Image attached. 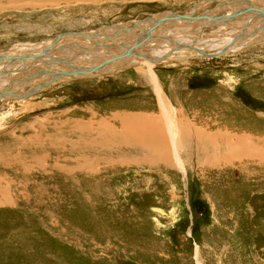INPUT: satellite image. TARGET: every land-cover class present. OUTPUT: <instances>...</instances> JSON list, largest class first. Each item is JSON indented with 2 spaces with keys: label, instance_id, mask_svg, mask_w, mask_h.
Listing matches in <instances>:
<instances>
[{
  "label": "rangeland",
  "instance_id": "1",
  "mask_svg": "<svg viewBox=\"0 0 264 264\" xmlns=\"http://www.w3.org/2000/svg\"><path fill=\"white\" fill-rule=\"evenodd\" d=\"M244 5L264 9V0H0V52L49 44L65 31L114 33L120 26L108 25L131 26L154 14L220 16ZM261 24L254 14L220 25L172 20L157 33L204 47L212 35L210 50L248 26L258 31L242 41L246 46L217 57L175 48L162 62L124 58L103 73L57 80L30 98H0V264H264ZM161 41L146 51L172 45ZM62 43L68 47L52 55L68 60L94 41L70 35ZM50 61L4 75L0 89L23 93L51 76L31 72L64 68ZM144 64L161 77L162 99L147 68H139ZM160 105L163 117L171 110L200 130L229 129L255 148L218 161L215 147L196 153L185 138L178 164L173 154L168 162L152 160L130 148L127 137L118 139L127 144L113 143L126 133L120 127L128 117L155 114Z\"/></svg>",
  "mask_w": 264,
  "mask_h": 264
},
{
  "label": "water",
  "instance_id": "2",
  "mask_svg": "<svg viewBox=\"0 0 264 264\" xmlns=\"http://www.w3.org/2000/svg\"><path fill=\"white\" fill-rule=\"evenodd\" d=\"M217 1V0H214ZM197 9V8H196ZM196 12V10H195ZM243 14H254L260 17L264 18V9L263 8H258L255 6H249V5H244L239 8H237L234 12L225 14V15H208V14H203V15H195V13L190 14V13H178V12H168L165 14L163 17H155L154 15L152 16H147L145 18H142L138 21H135V23L131 26H126V25H108L109 28H114L117 26H120V28L115 31L112 34H109L107 32L102 31V28L99 30H94V31H89V32H82V31H65L59 34L56 38H54L48 45L42 47L41 49L34 50L32 52H23V53H13V54H5L0 52V63L2 65L0 69V78H2L4 75H7L8 73H15V72H21V71H27L28 68L25 65H29L33 62H45L49 58L51 59L52 62L54 63H62L64 65V68L62 70H57V71H51L50 69H43L42 71H36V72H31L33 74V77H37L39 75H51L48 80L46 81H39L38 83H35L32 85L26 92H18L15 91L11 86L5 88V89H0V98L3 97H16V98H21V99H26L32 97L35 93L39 92L40 90L50 86L52 83L56 82L59 79L62 78H69V77H74L75 75H87V74H95L99 73L100 70L104 69L107 65L110 63H114L120 59L129 57V56H139L145 59H152L155 60L152 55H149L147 53L141 52V50L144 48L147 42L150 40L156 39V38H162L167 40L169 43H172L173 49L179 48V49H186L193 51V55H200L202 57H208V58H213L217 57L220 55H224L227 52H229L232 49L244 47L249 43H240L237 47L234 44L235 41H243L245 38L241 37L243 36V31L240 32V34L232 39L227 45L222 47L220 50H209L206 49L204 46H200L196 44L194 41H186L183 39L175 40L176 37L169 36V35H161L157 33V30L165 23H168L172 20H182L188 23H203V22H215L217 24H223V23H230L236 20L240 15ZM150 19L152 22L148 25H145V21ZM261 29H264V24H261L259 26ZM138 30H140L139 33H136ZM258 30H253L250 34L253 32L255 33ZM124 34L133 36L135 35L134 43L129 47L125 46L126 40L120 41L121 43H113L115 46H122L126 48L123 51H111V54L102 59L98 63H94L92 65L85 64L87 62H84L86 60L85 58L88 59V57L82 58L79 62L76 64L72 63L71 61L74 60V58H79V53L77 56H74L72 58L63 59V58H58L54 57L52 55L53 51H56L61 48L68 47L67 44L62 43L63 38L73 35V36H78L80 38H84L90 41H94L93 45H86L82 46L81 49H95L96 47H103L109 49L113 44H107L103 43L101 41H98V36H104L107 39H115L122 37ZM201 38L202 36H198L197 38ZM204 38V37H203ZM238 39V40H237ZM258 40V39H257ZM97 41V43H96ZM133 42V40H132ZM196 44V45H195ZM124 45V46H123ZM172 54V51H167L157 59H159V62H162L163 60H166L170 58ZM17 64L16 67L13 69H9L10 66ZM76 77V76H75ZM16 81H21V80H14Z\"/></svg>",
  "mask_w": 264,
  "mask_h": 264
},
{
  "label": "bare ground",
  "instance_id": "3",
  "mask_svg": "<svg viewBox=\"0 0 264 264\" xmlns=\"http://www.w3.org/2000/svg\"><path fill=\"white\" fill-rule=\"evenodd\" d=\"M164 15L165 14H162V17ZM157 17H160V15H158ZM180 21H182V20H180ZM255 22L257 23L256 20H255ZM150 23H151V20H150ZM150 23H148V24H150ZM148 24L146 23L145 25H148ZM165 24L167 25L168 23H165ZM242 26H244V25H242ZM249 27L252 28V29H249ZM254 28H255V25H251V26L246 27L245 31L243 30V36L241 37V39L242 38L246 39L248 37V35H251L250 33L254 30ZM118 29L119 28H114V31H117ZM110 30H112V28L111 29L109 28V31ZM109 34H112V33L109 32ZM237 34L238 33L230 34L226 38H218V37H216V38H218L219 40H222V41L221 42L219 41L217 44L215 43L214 45L217 47L218 50H220L222 47H224L230 41H232V39L234 37L238 36L240 34V32H239L238 35ZM211 38H212V35H211ZM68 39L70 40V38H68ZM206 39H207V43L208 44H206L205 48H210L211 47V45L209 43L210 39H208V38H206ZM115 40H117L119 43H121L118 38H115ZM161 40H163V41H161ZM164 40L165 39H162V38H156V39L150 40L149 42L146 43L145 48L142 49L141 52L147 53L149 55H152L154 57L155 61L159 62L158 61L159 59H157V58L160 57L161 55H163L162 53H166V51H172V53H173L174 52V49H173L174 47L172 48L171 47L172 45H170V46L168 45L166 47V49H164V50H160L161 47L160 48L158 47L159 51L158 50L155 51V49H154V51H152V53H154V54H152L151 52H147L146 48H147V46L150 43H153L155 41H161L164 44H167L166 42H164ZM98 41H100V39H98ZM117 41H115L114 43H117ZM165 41H167V40H165ZM191 41H194L196 44L199 45V47L200 46H204V44L202 45V42H196V40H191ZM101 42H105V41L102 40ZM96 43H97V41H96ZM105 43L109 44L108 42H105ZM133 43H134V41L133 42L132 41L127 42L125 44V46H129L130 47ZM240 43H242V41H235L234 44L237 47ZM46 45H48V44H45V45H42V46L40 44V45L35 46V47L34 46H28V47H23L22 46L23 48H20V50L16 51V53H20L22 51H24V52H32L34 50L41 49L42 47H44ZM81 45L83 46V44H81ZM160 45H161V43H160ZM125 49L126 48H124L122 46H115L114 44L109 49L103 48V47H96L95 49L94 48L93 49L88 48V50H86V49H82L81 50L80 49V51H79V59L80 58H84V57H88V59L85 58L86 61H84V62H87V60H88L89 62H87V64H94V63H98L102 59L108 57V55L111 54V51H123ZM94 50H95V52H94ZM148 50H150V49L148 48ZM176 50L179 51V52L187 51V52H189V55L191 57L194 54L193 51L186 50V49L177 48ZM14 51L12 50V52H14ZM160 52H162V53H160ZM2 53H4V52H2ZM56 53L57 52H55V54ZM97 53H98V55H97ZM102 53H106V54L101 56ZM126 58H130L132 61H136V59L137 60L143 59L142 57H139V56H129V57H126ZM174 58H178V57L175 56ZM123 59H120V60H123ZM49 60L50 59L48 58L45 62H47ZM90 60L92 62H90ZM117 62L118 61H116V63ZM36 63H39V62H33L31 65L36 64ZM112 65L113 64L110 63V65H108L104 69L100 70V73L105 72V70L110 68L109 66H112ZM1 67H2V65L0 63V69H1ZM145 67L147 68V71H145L146 73H144L145 77H147V79L149 81L151 80L150 81L151 83L153 82L152 84L154 85V91H155V94H156L157 98L158 99H162V91L164 90V85H162L161 77L155 71L154 66L144 64V65H141L139 68L140 69H142V68L145 69ZM75 76H77V75H75ZM78 76H84V75H78ZM32 78H33V76H32ZM15 80H17V79H15ZM12 83H15L14 80L12 81ZM168 96H169V94H168ZM163 114H165L164 117L162 116V105H160L159 111H156L155 114H150V113L149 114H145V113H143V114H140V115H135V116L128 117L126 119V121H124V124L120 127V130L121 131L125 130L126 133L124 135L121 134L119 136H114L116 140H114L113 143L114 144H127V143H124L121 140H118L120 136L121 137H127L129 139L128 142L131 145L130 148H135V147L140 148L142 153H143V155H149L152 158V160H155V159L161 160L162 159L163 161H167L168 162V161L171 160L172 154H173V160L176 163H178V164H181L182 163L181 161L183 160L181 153H182V147L187 145V142L184 144V139L185 138L191 139L192 141H194L195 146H196V153H197V150H203V151L207 152L211 147H215L212 155H215V157H217L218 161L221 158L224 157V156L218 157L221 154H224L226 156H230V155H233V153L240 152V149H242V148H252V149L255 148L253 146L254 144L251 141H248L250 139H246V138L241 139L240 138L241 136H239V137L236 136L235 137L234 135L230 134L231 130H229V129L220 128L217 132L211 133V132H208L207 129H205V131L204 130H200L199 128L195 127V125L192 124L191 122H186V120L185 121H181L179 119L178 115H176V113L172 112L171 110L168 113H163ZM221 115H223V114H221ZM130 119H137V122L135 123V126H131V122L128 123L130 121ZM125 122L128 123L126 126H125ZM120 147H122V146H120ZM226 149H228V152H226ZM223 151H225L226 154ZM228 158H230V157H228ZM146 159H147V157H146Z\"/></svg>",
  "mask_w": 264,
  "mask_h": 264
}]
</instances>
